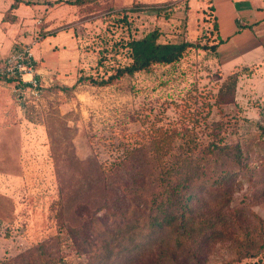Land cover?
I'll return each instance as SVG.
<instances>
[{"label": "rangeland", "instance_id": "1", "mask_svg": "<svg viewBox=\"0 0 264 264\" xmlns=\"http://www.w3.org/2000/svg\"><path fill=\"white\" fill-rule=\"evenodd\" d=\"M101 2H79L84 7L75 20L76 55L68 64L69 74L76 78L73 86L39 76L43 94L39 100H32L26 93L16 92L10 80L0 78V262L15 260L40 243L47 244L54 259H61L55 264L87 261L76 254L72 241L57 222L60 195L73 171L64 162L66 137L71 139L79 160L96 156L109 163L119 142L146 127L143 121L147 115L146 125L158 121L159 126L184 119L183 113L189 111L187 105L191 111L199 108L205 116L208 108L203 103H215L231 76L223 71L209 46L210 30L203 25L202 13L191 31L167 20L169 11L159 15V4L112 9ZM125 10H132L127 14L131 31L116 23ZM206 16L210 19L211 14ZM154 30L160 32L163 44L186 41L193 46L175 64L154 65L150 71L108 86L88 81L76 85L79 77H97L112 66L113 62L107 61L106 67H98L105 42L130 32L142 37ZM232 74L238 75L235 102L214 106L209 120L230 121L231 139L247 141L256 135V123L264 119V65ZM63 124L70 131L65 132ZM257 191L245 182L228 214L232 223L229 230L236 229L234 225L244 231L254 230L259 244L247 258L240 259L236 243L226 238L206 245L199 264H264V231L260 238L254 228L258 219L264 222V195ZM246 236L245 232L239 233L238 238L248 248Z\"/></svg>", "mask_w": 264, "mask_h": 264}, {"label": "trees", "instance_id": "2", "mask_svg": "<svg viewBox=\"0 0 264 264\" xmlns=\"http://www.w3.org/2000/svg\"><path fill=\"white\" fill-rule=\"evenodd\" d=\"M128 11L116 23L131 31ZM209 22V46L216 58L213 37L218 27L213 17ZM131 33L105 42L98 67H106L107 61L112 66L103 75L79 77L76 85L88 81L108 86L154 65H172L193 46L186 41L163 44L157 30L142 37ZM227 79L215 103H203L208 108L205 116L187 105L184 119L159 126L158 121L146 125L147 115L146 127L119 142L109 163L96 156L79 160L66 137L64 162L73 171L60 195L57 222L76 254L85 256V264H199L206 245L226 238L236 243L240 259L259 244L254 230L236 225L237 230H229L228 212L245 182L264 195V119L256 123V135L247 141L231 139L230 121L209 120L214 106L235 102L238 75ZM63 129L70 131L66 124ZM254 228L261 238L264 222L258 219ZM244 232L248 248L238 238ZM59 260L49 255L46 243H40L0 264Z\"/></svg>", "mask_w": 264, "mask_h": 264}, {"label": "crops", "instance_id": "3", "mask_svg": "<svg viewBox=\"0 0 264 264\" xmlns=\"http://www.w3.org/2000/svg\"><path fill=\"white\" fill-rule=\"evenodd\" d=\"M79 1L0 0V63L36 41L34 52L40 78L60 79L64 85L73 86L76 78L69 74L68 64L76 55L75 20L84 7ZM98 1L112 9L159 4V15L169 11L167 20L191 31L201 13L203 25L210 30L206 16L210 13L218 27L213 37L217 38L216 60L226 74L264 65V0ZM2 134L3 131L0 138Z\"/></svg>", "mask_w": 264, "mask_h": 264}, {"label": "built area", "instance_id": "4", "mask_svg": "<svg viewBox=\"0 0 264 264\" xmlns=\"http://www.w3.org/2000/svg\"><path fill=\"white\" fill-rule=\"evenodd\" d=\"M35 43L36 41L23 46L0 63V78L14 83L16 92L26 93L32 100H39L43 94V86L33 53Z\"/></svg>", "mask_w": 264, "mask_h": 264}]
</instances>
